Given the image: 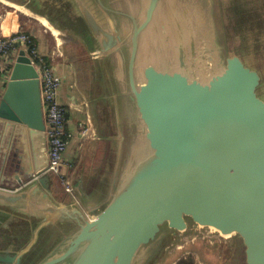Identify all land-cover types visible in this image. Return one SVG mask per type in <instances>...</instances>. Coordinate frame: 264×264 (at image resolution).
Here are the masks:
<instances>
[{
	"label": "water",
	"instance_id": "1",
	"mask_svg": "<svg viewBox=\"0 0 264 264\" xmlns=\"http://www.w3.org/2000/svg\"><path fill=\"white\" fill-rule=\"evenodd\" d=\"M3 1L82 48L86 141L104 158L72 195L42 172L40 83L20 49L0 92V264H165L198 229L232 237L217 264H264V0H206L216 49L181 0Z\"/></svg>",
	"mask_w": 264,
	"mask_h": 264
},
{
	"label": "built area",
	"instance_id": "2",
	"mask_svg": "<svg viewBox=\"0 0 264 264\" xmlns=\"http://www.w3.org/2000/svg\"><path fill=\"white\" fill-rule=\"evenodd\" d=\"M30 35L25 28H19L8 35L0 36V78L7 80L17 52L20 49L30 51L36 56L37 61H32L35 66L40 83V96L45 122V141L47 166L42 172H49L55 179L56 188L66 194L72 195L69 174L72 163L66 158L65 153L69 145L77 141H86L91 133L92 125L89 117L85 121H78L75 130H72L67 106L61 103L59 94L62 88V77L51 64L39 57L31 46ZM37 175H32L24 183L32 180ZM15 190L17 187H4Z\"/></svg>",
	"mask_w": 264,
	"mask_h": 264
},
{
	"label": "crops",
	"instance_id": "3",
	"mask_svg": "<svg viewBox=\"0 0 264 264\" xmlns=\"http://www.w3.org/2000/svg\"><path fill=\"white\" fill-rule=\"evenodd\" d=\"M0 3L3 7L13 8L1 1ZM21 15H23L27 20L29 19L37 22L39 27L43 30L34 27L32 24L25 26L22 18L19 17ZM38 18L30 12L24 11V9H16V11H0V36L8 35L19 28H25L28 31L29 35L35 42L37 55L45 59L47 63L51 64L52 67L55 68L56 72L65 81V85L61 88L59 99L61 103L67 106L71 127L72 130H75L78 122L77 119H75L77 111L82 112L84 108L85 112L88 110V97L86 90L89 81L82 86L78 83L74 66L68 61L63 53V37L58 32L52 31L53 29H49L48 26L40 23ZM44 27H46V29ZM55 35H57V37ZM55 60H60V63H57ZM53 62L57 63V65H53ZM61 72L64 73V75H62ZM5 81L6 79L0 78V92L4 87ZM68 101H74L75 107L72 108L68 106ZM91 146L92 144H87V141L85 140L84 142L75 140L67 148L65 156L73 163V169L69 174L71 179H73L79 168L83 169V171H89L91 168H94L96 165H100V163H102L104 158L103 142L99 141L96 145L93 144V146Z\"/></svg>",
	"mask_w": 264,
	"mask_h": 264
},
{
	"label": "rangeland",
	"instance_id": "4",
	"mask_svg": "<svg viewBox=\"0 0 264 264\" xmlns=\"http://www.w3.org/2000/svg\"><path fill=\"white\" fill-rule=\"evenodd\" d=\"M196 1L197 8L192 9L193 6L190 3V0H181L182 3L186 4L183 5L181 4L179 7H189V18L191 19V28L192 32L194 31L195 34L197 35V43L198 45L204 41V38L206 37L210 43L212 44L213 48L216 49V46L214 44L212 34L210 31H208L207 36H203L202 26L208 21L209 15L207 14V1L206 0H194ZM33 6L38 7L35 3H32ZM191 6V7H190ZM0 11H16V9L13 7H3V5L0 3ZM22 18V21L24 22L25 26L33 25L34 27L43 30L42 28L39 27V24L35 21L27 20L24 18L23 15L19 16ZM182 21H180V28H181V35L184 36L186 34L185 30V21L183 16H181ZM198 22L196 23L194 20ZM211 20V19H210ZM193 22V23H192ZM209 21H208V27H209ZM201 25V27H200ZM46 29V27H44ZM59 35V34H58ZM57 37V35H55ZM59 39V38H58ZM36 51V49L34 48ZM64 56V55H63ZM244 60V58H243ZM57 63H60V60H55ZM245 61V60H244ZM57 63L53 62V65H57ZM217 63L221 65V60L217 55ZM205 66H203L204 68ZM215 67V64L213 68ZM59 72V71H58ZM64 72V71H63ZM62 73V72H61ZM65 73V72H64ZM62 73V75H64ZM260 73V72H259ZM259 95H264V91L262 88L258 90ZM80 104V103H79ZM81 105V104H80ZM75 119L77 121H85L87 119L85 108L82 110V112L77 111V115L75 116ZM84 142V141H83ZM198 232H191L190 234H183L181 235V239H179L176 243L169 246L168 250L170 255L168 256V261L165 264H174L175 261H177L181 257H187V256H192L194 258L195 264H217V259L219 258V255H222L221 252L222 250L225 251L227 242L230 239H222L218 236V234L212 230L208 229H198ZM195 234V235H191ZM191 235V236H190ZM235 264V263H231ZM243 264V263H239Z\"/></svg>",
	"mask_w": 264,
	"mask_h": 264
},
{
	"label": "trees",
	"instance_id": "5",
	"mask_svg": "<svg viewBox=\"0 0 264 264\" xmlns=\"http://www.w3.org/2000/svg\"><path fill=\"white\" fill-rule=\"evenodd\" d=\"M30 40L32 42V48H36L35 42L33 38L30 36ZM63 40V53L68 59L70 63L74 66V70L76 73V78L78 83L82 86L83 84L88 83L89 77L87 74V62L86 56L83 52L82 48L73 38L69 36H64ZM27 55L33 60L37 61L36 56H34L30 51H27ZM45 60V59H44ZM46 61V60H45ZM72 163V162H71ZM73 169V163L72 168ZM70 170V171H71ZM174 264H195L194 258L192 256L181 257Z\"/></svg>",
	"mask_w": 264,
	"mask_h": 264
},
{
	"label": "bare ground",
	"instance_id": "6",
	"mask_svg": "<svg viewBox=\"0 0 264 264\" xmlns=\"http://www.w3.org/2000/svg\"><path fill=\"white\" fill-rule=\"evenodd\" d=\"M1 2H3L4 4H6V5H8V6H12V7H14V8H16L17 10H21V8L20 7H17V6H15V5H12V4H10V3H7V2H5V1H3V0H0ZM23 10V9H22ZM24 11H26V10H24ZM38 18V17H37ZM38 20H39V22L40 23H42L43 25H45V26H48V24L45 22V20H43L42 18H38ZM50 29V28H49ZM52 31H54V30H52ZM225 237H227V236H225Z\"/></svg>",
	"mask_w": 264,
	"mask_h": 264
}]
</instances>
